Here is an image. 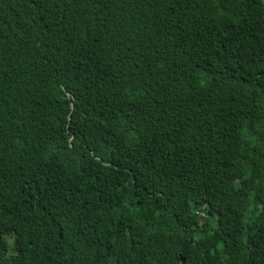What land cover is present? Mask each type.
<instances>
[{
	"label": "trees",
	"instance_id": "16d2710c",
	"mask_svg": "<svg viewBox=\"0 0 264 264\" xmlns=\"http://www.w3.org/2000/svg\"><path fill=\"white\" fill-rule=\"evenodd\" d=\"M0 264H264V0H0Z\"/></svg>",
	"mask_w": 264,
	"mask_h": 264
}]
</instances>
